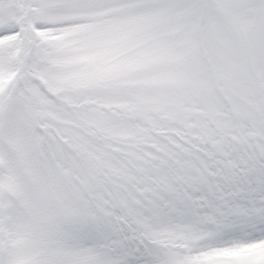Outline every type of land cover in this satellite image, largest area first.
Returning a JSON list of instances; mask_svg holds the SVG:
<instances>
[{
  "label": "snow or ice",
  "instance_id": "1",
  "mask_svg": "<svg viewBox=\"0 0 264 264\" xmlns=\"http://www.w3.org/2000/svg\"><path fill=\"white\" fill-rule=\"evenodd\" d=\"M0 264H264V0H0Z\"/></svg>",
  "mask_w": 264,
  "mask_h": 264
}]
</instances>
